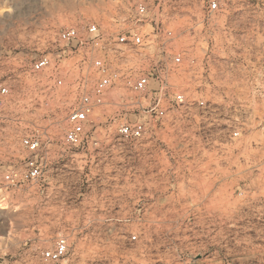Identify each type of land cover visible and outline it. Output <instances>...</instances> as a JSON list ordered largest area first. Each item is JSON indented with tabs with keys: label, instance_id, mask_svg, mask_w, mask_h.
I'll return each mask as SVG.
<instances>
[{
	"label": "rangeland",
	"instance_id": "374dc122",
	"mask_svg": "<svg viewBox=\"0 0 264 264\" xmlns=\"http://www.w3.org/2000/svg\"><path fill=\"white\" fill-rule=\"evenodd\" d=\"M210 2L0 0V86L9 87L0 103V166L21 159V140L34 133L49 144L53 168L45 196H23L0 210V235L14 225L11 240L0 244V264H50L42 252L61 236L70 250L55 264H264V102L250 103L244 118L245 111L219 92L221 58L242 47L239 29L248 33L246 52L257 37L264 61V0H218L215 12ZM140 4L150 13L143 23L136 21ZM92 24L109 42L139 26L143 33L156 24L172 33L162 53L176 71L171 82L190 104L170 114L153 155L112 145L123 116L140 118V111L128 113L124 106L132 96L124 84L110 91L92 118L100 147L63 151L68 115L79 97L81 51L60 34L75 28L86 37ZM46 55L55 66L34 72ZM127 55L135 68L146 65L138 52ZM178 55L182 65L173 63ZM191 58L205 66L202 84L190 75ZM93 80L91 73L89 88ZM201 99L225 107L221 122L230 138L224 145L200 138V125L207 124L196 103ZM236 128L240 139L232 137Z\"/></svg>",
	"mask_w": 264,
	"mask_h": 264
},
{
	"label": "built area",
	"instance_id": "2783aa9c",
	"mask_svg": "<svg viewBox=\"0 0 264 264\" xmlns=\"http://www.w3.org/2000/svg\"><path fill=\"white\" fill-rule=\"evenodd\" d=\"M217 10H219L218 0H211L209 11ZM136 12L137 23H143L150 14L146 4H140ZM87 33L88 36L82 37L77 29L71 28L60 34L62 42L67 45L77 44L81 51L79 63L81 74L76 82L79 97L68 115L69 127L61 144L65 147L63 151L68 152L69 149L85 151L100 147L98 135L91 133L94 129L92 118L97 109L107 104V95L110 91L124 84L132 94L124 106L128 108V113L132 110L140 111V118L132 120V115L123 116L119 123L118 138L112 141V145L114 147L124 145L126 148L140 147L144 156L153 155L162 147L163 143L158 131L163 129L165 122L170 119V114L185 110L190 104L186 92L180 91L178 85L171 82V77L176 71L171 69L169 61L164 60L162 53V49H165L164 45L167 44L166 38L172 33L158 24L153 25L149 33H143L142 26L125 29L113 42L105 39L96 24L89 25ZM152 48L156 49L154 53L145 55V51ZM128 51L139 53L146 63L141 66L143 69L132 66L134 61L127 55ZM183 60L182 56L178 55L173 63L182 65ZM189 61V72L194 83H204L203 81L206 80L204 64L198 58H191ZM53 66L55 60L50 55H46L34 63L32 70L38 73ZM91 73L94 80L92 88H89ZM56 77L58 84L62 85L60 73H57ZM201 86L197 88L198 92H202L200 89L203 86ZM8 95L9 87L0 86V103ZM196 103L201 115L207 119L206 125H200V138L224 145L230 136H227L222 126L221 106L211 105L203 99ZM241 113L246 118V112ZM241 132L240 128H236L232 132V137L240 139ZM21 145L22 158L9 165L0 166V210L19 204L23 196L24 199L29 200L43 197L53 184L49 144L41 135L30 133L23 136ZM133 239L136 240V237ZM69 250L68 237L61 236L54 246L43 250L42 259L47 263L55 264L66 257Z\"/></svg>",
	"mask_w": 264,
	"mask_h": 264
},
{
	"label": "crops",
	"instance_id": "0c3cea01",
	"mask_svg": "<svg viewBox=\"0 0 264 264\" xmlns=\"http://www.w3.org/2000/svg\"><path fill=\"white\" fill-rule=\"evenodd\" d=\"M246 32L239 29L237 40L241 46L232 54L221 58L223 88L219 90L225 102H233L240 106L241 111H250V103L264 102V61L259 60V49L255 46L256 38H250L251 48L246 52L244 38ZM223 111L225 107L222 108Z\"/></svg>",
	"mask_w": 264,
	"mask_h": 264
},
{
	"label": "bare ground",
	"instance_id": "6f19581e",
	"mask_svg": "<svg viewBox=\"0 0 264 264\" xmlns=\"http://www.w3.org/2000/svg\"><path fill=\"white\" fill-rule=\"evenodd\" d=\"M3 12H4V10H1V11H0V14H2ZM10 219H11V218H10ZM12 224H13V223L10 222L9 227H10V230H11V229H12V230L9 231V232L7 233L6 237L0 235V244H3L4 242L7 243V242H9V240H11L12 233H13V227H14V225H12Z\"/></svg>",
	"mask_w": 264,
	"mask_h": 264
}]
</instances>
